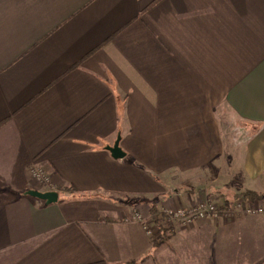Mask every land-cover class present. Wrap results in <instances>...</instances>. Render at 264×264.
I'll return each instance as SVG.
<instances>
[{
	"label": "crops",
	"instance_id": "crops-1",
	"mask_svg": "<svg viewBox=\"0 0 264 264\" xmlns=\"http://www.w3.org/2000/svg\"><path fill=\"white\" fill-rule=\"evenodd\" d=\"M263 171L264 0H0V264H264V214L133 218Z\"/></svg>",
	"mask_w": 264,
	"mask_h": 264
},
{
	"label": "built area",
	"instance_id": "built-area-1",
	"mask_svg": "<svg viewBox=\"0 0 264 264\" xmlns=\"http://www.w3.org/2000/svg\"><path fill=\"white\" fill-rule=\"evenodd\" d=\"M30 171L36 181L40 183L48 181L47 174L41 169L32 168ZM234 204L236 205L234 206ZM242 205L243 200H236L228 208H225L226 205H223V203L203 199L196 201L190 206H178L176 208H171L170 206L163 207L160 212L169 221L168 223H170L173 227H176L181 224H191L195 220L199 219H218L222 215V211L227 212L233 207L239 208V206ZM245 207L247 214L254 215L262 212V208L257 207V205H246ZM133 218L141 223L148 234L153 235V226H155L156 229L158 223L155 222L151 216H146L142 212L136 211L133 213Z\"/></svg>",
	"mask_w": 264,
	"mask_h": 264
},
{
	"label": "rangeland",
	"instance_id": "rangeland-1",
	"mask_svg": "<svg viewBox=\"0 0 264 264\" xmlns=\"http://www.w3.org/2000/svg\"><path fill=\"white\" fill-rule=\"evenodd\" d=\"M233 126H234V121L232 120L230 123H229V126H228V128H229V134L231 135V136H236V131H233ZM247 140V139H246ZM241 153H242V151L241 150H237V156L238 157H240L241 156ZM237 168V171L236 172H233V171H231V170H228V173H229V175L230 176H233L234 178H238V179H240L241 177H243L244 176V173H241V171H242V168L240 167V166H238V167H236ZM43 171V170H42ZM233 172V173H232ZM46 173V172H45ZM47 174V173H46ZM47 176H48V181L47 182H45V183H40V182H38V181H36L35 179H34V177L32 176V179H33V182H35V184L37 185V186H39L40 188H41V190L40 191H46V190H44L45 189V187H47L49 184H50V178H49V174H47ZM244 178V177H243ZM249 181V180H248ZM252 181V180H251ZM251 182L249 181V184H247V181H245V183H243V184H241V186L240 187H238V188H235L234 187V185H232L230 188H229V190H227V191H229V192H227V191H222V193H223V195H225L226 197H227V195H229V194H233V193H236V192H239V191H242V190H245V189H248L247 187L248 186H250L252 189L251 190H253V191H257V192H262V193H264V171L263 172H261L260 174H258L257 176H255V181H252V184H250ZM254 188V189H253ZM43 189V190H42ZM38 190V189H37ZM250 190V189H249ZM47 191H53V190H47ZM213 195V197H208V198H205V200H213V201H216V202H218V203H223V205H225V199L226 198H223V199H220V198H218V199H215V196H214V194H212ZM216 195H218V194H216ZM217 198V197H216ZM215 199V200H214ZM220 199V200H219ZM238 201L239 200H243V205L242 206H239V208H241L245 213H246V205H257V207H259V208H262V212H260V213H258V214H264V203H262V202H255L254 204H251V203H248V202H246V201H244V199H242V198H239V199H237ZM234 203V202H233ZM236 204H234V206H235ZM165 207H167V206H165ZM171 208H176V207H172V206H170ZM163 207H161L159 210L157 209L156 211H157V213L156 214H154L153 213V215H152V217H155L157 220H158V222L160 223V225L161 224H170V223H168L169 221L164 217V215L160 212V210L162 209ZM233 208H235V207H233ZM136 211H139L140 212V210H138V209H135L134 210V212L133 213H135ZM229 211V210H228ZM227 211V212H228ZM159 217H160V219H159ZM196 221V220H195ZM165 222V223H164ZM171 225V224H170ZM182 225V224H181ZM172 226V225H171ZM173 227V226H172ZM177 227V226H176ZM157 228H159V224H158V226H157ZM175 227H173V229H174ZM147 232V231H146ZM155 234V226H153V235Z\"/></svg>",
	"mask_w": 264,
	"mask_h": 264
},
{
	"label": "trees",
	"instance_id": "trees-1",
	"mask_svg": "<svg viewBox=\"0 0 264 264\" xmlns=\"http://www.w3.org/2000/svg\"><path fill=\"white\" fill-rule=\"evenodd\" d=\"M64 190L67 193L74 192L73 189H64ZM239 198H242V199H244V201L251 203V204H254L255 202L256 203L257 202L264 203V193L245 189V190L236 192L234 194L227 195V197L225 199L226 200L225 201V205H226L225 208H228L233 202H235ZM64 199L65 198H61L60 200H64ZM151 212L154 214L157 213L155 205L151 206ZM223 213H225V212L222 211V214ZM159 226H160V233H159L158 237L154 240V244H153L154 248L165 243L170 238V236L173 234V231H174L173 227L170 224L166 223V224L160 225V223H159ZM261 262L256 263V264H260ZM94 264H115V263H108L104 260H101V261L94 263ZM124 264H134V261L126 262Z\"/></svg>",
	"mask_w": 264,
	"mask_h": 264
},
{
	"label": "water",
	"instance_id": "water-1",
	"mask_svg": "<svg viewBox=\"0 0 264 264\" xmlns=\"http://www.w3.org/2000/svg\"><path fill=\"white\" fill-rule=\"evenodd\" d=\"M120 136H118L117 140L115 141L114 145L107 146L106 149L109 150L114 158H122L124 157L125 153L121 149L120 145ZM26 195L31 197L37 198L39 200L44 201L46 204L56 203L59 200V193L58 191H40L37 189H29L25 192Z\"/></svg>",
	"mask_w": 264,
	"mask_h": 264
}]
</instances>
